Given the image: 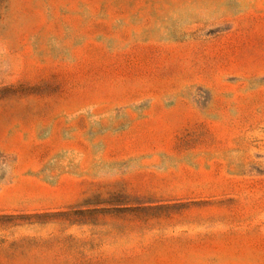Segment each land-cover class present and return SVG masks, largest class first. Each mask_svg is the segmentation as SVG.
<instances>
[{
  "label": "rangeland",
  "instance_id": "1",
  "mask_svg": "<svg viewBox=\"0 0 264 264\" xmlns=\"http://www.w3.org/2000/svg\"><path fill=\"white\" fill-rule=\"evenodd\" d=\"M0 264H264V0H0Z\"/></svg>",
  "mask_w": 264,
  "mask_h": 264
}]
</instances>
